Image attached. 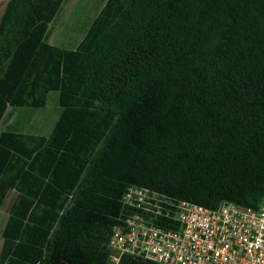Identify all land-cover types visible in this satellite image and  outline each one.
<instances>
[{
  "label": "trees",
  "instance_id": "16d2710c",
  "mask_svg": "<svg viewBox=\"0 0 264 264\" xmlns=\"http://www.w3.org/2000/svg\"><path fill=\"white\" fill-rule=\"evenodd\" d=\"M65 1L0 15V124L60 109L48 134L0 131V264H110L129 187L264 206V0H104L73 49L48 41Z\"/></svg>",
  "mask_w": 264,
  "mask_h": 264
},
{
  "label": "built area",
  "instance_id": "2783aa9c",
  "mask_svg": "<svg viewBox=\"0 0 264 264\" xmlns=\"http://www.w3.org/2000/svg\"><path fill=\"white\" fill-rule=\"evenodd\" d=\"M134 209L109 241V263L124 256L153 264H264V206L223 202L215 209L129 187Z\"/></svg>",
  "mask_w": 264,
  "mask_h": 264
},
{
  "label": "rangeland",
  "instance_id": "374dc122",
  "mask_svg": "<svg viewBox=\"0 0 264 264\" xmlns=\"http://www.w3.org/2000/svg\"><path fill=\"white\" fill-rule=\"evenodd\" d=\"M7 0H0V15L5 7ZM104 0H66L62 5L55 20L51 24L48 41L50 44L73 49L88 24L98 14ZM60 115V109L57 103V93L49 92L46 105L40 109H16L8 111L7 120L0 124V131L13 123H18L22 131L39 135L50 133L55 121ZM15 197L14 191H9L3 205L0 208V248L1 232L5 226L8 216V209L11 201Z\"/></svg>",
  "mask_w": 264,
  "mask_h": 264
}]
</instances>
